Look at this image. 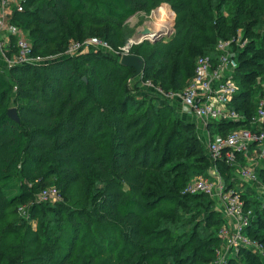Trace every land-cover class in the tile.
<instances>
[{
  "label": "trees",
  "instance_id": "16d2710c",
  "mask_svg": "<svg viewBox=\"0 0 264 264\" xmlns=\"http://www.w3.org/2000/svg\"><path fill=\"white\" fill-rule=\"evenodd\" d=\"M162 4L176 14L175 32L131 48L145 62L139 80L104 50L48 64H0V264L215 261L225 218L211 196L186 192L193 177L209 175L213 161L196 122L141 85L150 80L165 91L183 90L197 58L216 64L218 42L240 32L245 44L231 48L239 88L232 105L246 119H215L209 128L212 135L254 129L264 93V0H25L11 23L25 30L33 56L63 54L93 36L118 50L134 33L128 21ZM11 107L20 122L9 116ZM256 147L238 152L236 164L216 162L229 187L240 189L236 170L249 158L264 184V162L252 158ZM49 187L62 199L38 201ZM245 190L254 208L245 232L264 245V206L255 189ZM228 264L264 260L240 248Z\"/></svg>",
  "mask_w": 264,
  "mask_h": 264
},
{
  "label": "built area",
  "instance_id": "2783aa9c",
  "mask_svg": "<svg viewBox=\"0 0 264 264\" xmlns=\"http://www.w3.org/2000/svg\"><path fill=\"white\" fill-rule=\"evenodd\" d=\"M24 1L0 0V47H6L9 51L12 38L14 37L16 40L12 56L6 58V66L13 67L24 63L48 64L69 56L86 53L91 49L112 50L106 40L93 36L83 41L72 42L66 52L60 56H33V48L27 33L20 26L11 23L14 10H21ZM235 41L241 42L240 32L236 39L218 42L219 59L216 64L209 56H199L196 61L194 76L181 91H165L150 80L143 83L147 89L175 103L179 111L188 118L197 121L207 135V150L213 161L212 167L208 176L193 177L188 183L186 192L190 194L203 193L211 196L216 201V206L226 221L218 232L222 245L216 249L215 261L209 264H228L229 258L237 253L240 248H249L264 260V245L245 232L254 216V209L246 205V200L242 196L245 191L244 185L248 184L264 194V184L258 179L254 162L249 159V164L240 166L237 173L240 189L229 187L226 184L216 164L219 160L230 165L236 164L237 153H248L254 143L261 146L257 156L264 162V93L259 101L257 113L251 120L254 129L239 128L226 135H212L209 128L210 121L215 119L237 121L246 119V116L232 105L239 89L234 80L237 61L235 53L231 49L232 43ZM129 47L125 49L127 54ZM61 199L62 197L55 187L43 189L37 198L40 202L59 201ZM19 212L27 219L30 217L25 205L19 207Z\"/></svg>",
  "mask_w": 264,
  "mask_h": 264
},
{
  "label": "rangeland",
  "instance_id": "374dc122",
  "mask_svg": "<svg viewBox=\"0 0 264 264\" xmlns=\"http://www.w3.org/2000/svg\"><path fill=\"white\" fill-rule=\"evenodd\" d=\"M175 18H176V14H175V12L172 10V8L168 4H162L158 8L153 9L150 15H146L144 13H139V14H137L136 16H134L133 18H131L128 21V25H129V27H131L132 29H134V33L129 37V39L127 40V42L123 46H120L118 50L112 48V50H109V51L110 52H113V53H115L117 55H119V57L121 58L122 55L127 54V53H125V49L130 46L128 48V50H129V53L128 54H133L131 52V48L133 46H135V45H138V44L142 43V41L141 40L140 41H137L136 40L137 43L132 44L133 42H131V39L134 38V36H135V34H136V32L138 30L142 29V27L144 26V24H149L150 26L152 24V26H153L154 29L157 30V28H158V30L165 31V32H169L168 34L169 35L170 34L172 35L175 32ZM161 23L164 24V27L162 29H160L161 28L160 27L161 26L160 25ZM172 31H173V33H171ZM166 36H168V35H165L164 38H167ZM241 45L242 44H240V46ZM7 53H8V50H7L6 47H0V64L5 65V66L7 65L6 58H9ZM60 55L61 54H58V55L54 54V55L49 56V57H55V56H60ZM140 78H141V76H138V77H135L134 76V79L135 80H137V79L139 80ZM141 86H143V85H141ZM139 94L140 95H143L145 93H142V94L139 93ZM195 122L199 126L198 132L201 135L202 140H203L205 146L207 147V135L204 132L202 126L199 123H197V121H195ZM260 147L261 146L259 145L258 146V150L260 149ZM252 158L255 159V160H258V163L259 164H263V161L261 159H256L257 158L256 152H255V154L252 155ZM239 168H237V170H236L237 172L236 173L239 172ZM244 188L246 189V186L245 185H244ZM39 194H40V192L37 194V198H39ZM253 196L255 197V199L258 198L259 200H261L262 201L261 205L264 206V194H262L259 189H256V193L253 194ZM50 202H56V201H50Z\"/></svg>",
  "mask_w": 264,
  "mask_h": 264
},
{
  "label": "water",
  "instance_id": "95a60500",
  "mask_svg": "<svg viewBox=\"0 0 264 264\" xmlns=\"http://www.w3.org/2000/svg\"><path fill=\"white\" fill-rule=\"evenodd\" d=\"M169 32H160V33H156L154 34L151 26L149 24H144V26L142 27V29L138 30L134 36V38L131 39V42L137 43V41H150L151 43H156L158 41H164L165 39L171 37L169 34ZM173 33V31L171 32ZM165 35L167 38H164ZM137 40V41H136ZM120 63L125 65V66H129V67H133L135 69V77H138L142 74L143 70H144V66H145V62L144 59L136 54H124L121 57ZM86 80V78H84ZM9 116L15 120L16 122H20V117L18 115L17 112V108L16 107H11L8 111Z\"/></svg>",
  "mask_w": 264,
  "mask_h": 264
},
{
  "label": "bare ground",
  "instance_id": "6f19581e",
  "mask_svg": "<svg viewBox=\"0 0 264 264\" xmlns=\"http://www.w3.org/2000/svg\"><path fill=\"white\" fill-rule=\"evenodd\" d=\"M162 11H163V10H162ZM162 11H161V12H162ZM160 25H161V26H160V27H161L160 29H162V28L164 27V24L161 23ZM151 28H152L154 34H156V33H160V32H162V33L165 32V31H160V30H158V28H157V30L154 29L153 26H152V24H151ZM167 28H168V27H167Z\"/></svg>",
  "mask_w": 264,
  "mask_h": 264
},
{
  "label": "crops",
  "instance_id": "0c3cea01",
  "mask_svg": "<svg viewBox=\"0 0 264 264\" xmlns=\"http://www.w3.org/2000/svg\"><path fill=\"white\" fill-rule=\"evenodd\" d=\"M259 150H258V145H257V147H256V149L253 151L254 152V154H255V152H256V156L258 155V152ZM249 157V156H248ZM250 159V158H249Z\"/></svg>",
  "mask_w": 264,
  "mask_h": 264
}]
</instances>
